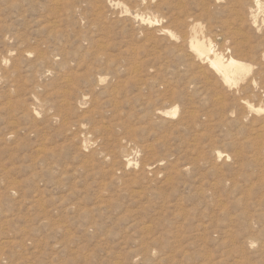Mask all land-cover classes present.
I'll list each match as a JSON object with an SVG mask.
<instances>
[{"label": "rangeland", "instance_id": "1", "mask_svg": "<svg viewBox=\"0 0 264 264\" xmlns=\"http://www.w3.org/2000/svg\"><path fill=\"white\" fill-rule=\"evenodd\" d=\"M253 1L0 0V264H264Z\"/></svg>", "mask_w": 264, "mask_h": 264}, {"label": "bare ground", "instance_id": "2", "mask_svg": "<svg viewBox=\"0 0 264 264\" xmlns=\"http://www.w3.org/2000/svg\"><path fill=\"white\" fill-rule=\"evenodd\" d=\"M253 4L256 5V7H258V9L261 7L260 0H254L251 5L253 6ZM255 18H256V16L253 17V19H255ZM148 21L152 22L153 19L149 18ZM256 23H257V20L254 21V24H256ZM235 42H237V41H235ZM211 45L212 44H210L208 46L204 42H201L200 40H198L197 38H193L192 42L190 43V49L192 52L195 53V55H197L198 58L207 59V61L210 64V67L214 71H216V73L219 76H221L222 81L225 85H227V86L237 85L238 84L237 83L238 82L237 81L238 76H240L243 72H245L247 69H249V67L246 64H244L243 62L239 61L237 58H235V56L224 57L222 54H218L213 49V46H211ZM234 45L235 46L232 48H233V51L234 50L236 51L239 49V46L242 45V43L239 44L237 42ZM249 50H251L250 53L255 52L253 47H251ZM247 55H249V54H247ZM252 82L254 83L255 81L252 80ZM252 110H253V107H252ZM176 112L177 111H175L174 113H176ZM128 164L130 165L131 162L128 161Z\"/></svg>", "mask_w": 264, "mask_h": 264}]
</instances>
